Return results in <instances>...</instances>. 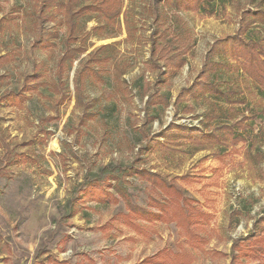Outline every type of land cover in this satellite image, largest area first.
Returning <instances> with one entry per match:
<instances>
[{
    "label": "rangeland",
    "instance_id": "rangeland-1",
    "mask_svg": "<svg viewBox=\"0 0 264 264\" xmlns=\"http://www.w3.org/2000/svg\"><path fill=\"white\" fill-rule=\"evenodd\" d=\"M151 5L152 0H123L118 22L107 25L98 15L83 21L73 46L87 51L60 78L58 63L70 38L64 9H43L40 0H0V264H53L48 258L66 264H163L149 259L181 249L195 256L192 264H264V256L235 257L232 251L236 240L252 247L245 239L258 224L264 236L262 90L220 48L213 60L221 68L211 76L243 103L188 95L177 100L200 76L216 40L242 29L245 39L264 45V25L250 23L264 10V0H214L198 11H171L162 4L168 39L177 40L186 60L175 74L174 66L152 55L150 36L157 27ZM43 33L47 42L36 47ZM103 45L108 47L99 49ZM106 56L105 64L96 61ZM86 66L98 74L80 77ZM79 78L82 104L75 90ZM155 91L170 103L155 109L148 122L153 111L146 94ZM13 93H23V108ZM85 106L93 119H85ZM242 116L249 118L248 133L235 147L196 150L186 142L165 144L162 136L170 124L205 132ZM118 163L158 172L195 198L209 215L197 226L206 239L203 247L189 243L175 223L138 221L143 230L134 231L123 217L127 202L115 191L117 182L104 186L118 203L88 199L82 192L87 176ZM120 183L139 206L153 209L152 199L162 200L136 175ZM74 200L78 213L70 217Z\"/></svg>",
    "mask_w": 264,
    "mask_h": 264
},
{
    "label": "trees",
    "instance_id": "trees-1",
    "mask_svg": "<svg viewBox=\"0 0 264 264\" xmlns=\"http://www.w3.org/2000/svg\"><path fill=\"white\" fill-rule=\"evenodd\" d=\"M43 9L53 8L55 6L64 9V18L70 30V38L67 39L66 49L58 63V73L61 78L65 69L70 70L74 62L84 54L87 49L82 46H73L75 37L79 33L80 24L90 22L96 15L103 17L108 24L118 22L123 0H40ZM214 0H152V11L154 13V22L157 27L151 34L152 55H158L159 59L164 60L165 64L170 67L174 66L173 74L178 72L185 64V58L177 50L181 47L177 45V40L169 41V28L165 26L166 18L164 10H161V5L165 4L171 11H198L204 4H211ZM40 12L39 17L42 19L44 10ZM250 23H260L264 25V10L253 15V20ZM48 32H46L47 34ZM46 34L42 35L36 41V47H44ZM49 34V33H48ZM108 45H103L99 49H105ZM222 48L224 53H229L235 61L241 62L243 72L262 90L264 94V45L263 42L245 39L242 29L234 35L218 39L214 42L212 50L207 57V61L203 66L200 76L195 82L184 88L178 97L180 101L183 95H188L190 98L200 99L209 96L219 101H224L230 104H241L243 100L234 99L236 92L233 90H223L221 85L212 78L211 74L218 73L221 65L214 62L213 57L216 52ZM110 60L109 56L97 58L96 61L100 64H105ZM154 64L159 69V78L162 79L161 65L154 61ZM91 75L98 74L93 68L86 66L81 72L80 77L86 73ZM76 93L79 103L82 104L81 79H77ZM26 91V90H24ZM14 97V103L19 108H23L25 96L23 93L11 94ZM146 106L153 112L148 113V122L154 120V110L158 108H166L170 101L166 94H161L157 91L148 92L146 94ZM84 105V104H83ZM85 119H93L95 116L85 106ZM248 117L242 116L235 118L231 124H222L210 131H202L199 128H188L182 125L170 124L162 133L165 139V144L170 143L177 145L179 143H191L195 145L196 150H205L214 147H235L246 141L245 134L249 128L246 122ZM242 131V132H241ZM159 137V136H157ZM157 141V138H156ZM136 175L140 180L147 181L160 193L162 200L152 199L151 206L142 207L132 203L127 195V192L122 188L120 180L126 176ZM117 182L115 191L121 199L127 202L128 212L123 214L126 224L134 231L140 233L143 226L138 221H143L152 224L156 221L163 223H175L178 228L185 234L187 240L192 245L202 248L206 243V239L198 232L197 226L209 221V215L199 206L198 201L188 196L186 191L179 187L175 182L170 181L166 176L158 172H152L146 168L135 167L133 165H124L118 163L116 165L108 164L99 169L97 174H89L87 176L85 187L82 192L86 193V197L90 200H95L99 203H118L120 199L115 192L107 190L104 186L105 182ZM76 200L69 202L71 207L70 217L75 216L78 210L74 207ZM264 224V219L260 220ZM260 225H256L255 234L247 236L245 241H249L252 247H243L241 240L233 242L232 251L237 252L235 257H263L264 256V236L259 234L257 230ZM264 231V228L263 230ZM50 259L53 264H66L54 258ZM195 256L185 249L177 252L163 251L153 258L150 262L159 261L163 264H192Z\"/></svg>",
    "mask_w": 264,
    "mask_h": 264
}]
</instances>
